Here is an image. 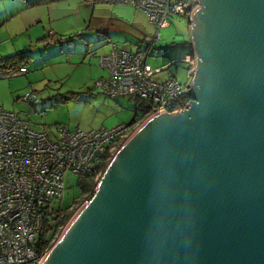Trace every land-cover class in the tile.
I'll return each instance as SVG.
<instances>
[{
	"label": "water",
	"instance_id": "1",
	"mask_svg": "<svg viewBox=\"0 0 264 264\" xmlns=\"http://www.w3.org/2000/svg\"><path fill=\"white\" fill-rule=\"evenodd\" d=\"M195 1L191 99L141 121L40 264H264V0Z\"/></svg>",
	"mask_w": 264,
	"mask_h": 264
},
{
	"label": "built area",
	"instance_id": "2",
	"mask_svg": "<svg viewBox=\"0 0 264 264\" xmlns=\"http://www.w3.org/2000/svg\"><path fill=\"white\" fill-rule=\"evenodd\" d=\"M116 1L146 13L155 27L154 39L160 38V28L169 24L170 16L184 15L189 20L198 6L195 0ZM148 48L149 45L146 50H131L113 43L111 50L98 60L108 74L95 81V86L107 96L122 95L134 100L135 117L138 107L143 112L139 122H135L137 126L155 111L177 112L191 99L190 95L185 97L188 85L182 84L172 69L176 61L165 67L166 76L160 78L156 73L164 68L152 70L146 64ZM182 62L187 63L191 78L197 66L194 51L188 52ZM13 70L10 72L25 73L27 68L20 65L17 71ZM24 98L37 101L35 93ZM136 127L122 123L112 128L82 130L58 124L51 137L46 131L31 127L18 113L0 106V264H40L54 238V234L47 236V230H52L51 225L47 226L49 202L61 197L64 175L75 173L98 179L103 165Z\"/></svg>",
	"mask_w": 264,
	"mask_h": 264
},
{
	"label": "rangeland",
	"instance_id": "3",
	"mask_svg": "<svg viewBox=\"0 0 264 264\" xmlns=\"http://www.w3.org/2000/svg\"><path fill=\"white\" fill-rule=\"evenodd\" d=\"M169 21L168 25L160 28L159 39H154L153 28L150 33L141 37L144 39L141 44L137 43L143 50L149 45L146 64L152 70L164 68L156 75L164 78L165 67L171 61H176V66H172L175 76L182 84L188 85L192 77L188 74L187 63L182 62V59L188 52L193 54L189 21L186 16L176 14L170 16ZM101 41L93 54L85 56L83 63L82 53H70L67 47L59 43H53L48 50L31 54L26 60L21 59L22 62L16 58L0 59V106L18 113L31 127L46 131L51 137L58 124L82 130L112 128L130 122L131 128L136 127L138 123L135 122H139L143 112L138 107V116L135 117L134 100L122 95L107 96L95 86L97 79L108 74L98 64L99 57L108 53L113 44L105 39ZM119 41L132 42L131 49L136 48L134 40ZM67 42L70 46V41ZM21 63L27 68L25 73L10 72L13 69L17 71ZM32 93L37 96L36 103L24 98V95ZM79 178L75 173L64 175L61 197L49 202L47 226L55 224V216L59 212L73 208L74 212L79 207ZM47 232V236L53 235L52 230ZM56 237L57 233L52 243Z\"/></svg>",
	"mask_w": 264,
	"mask_h": 264
},
{
	"label": "crops",
	"instance_id": "4",
	"mask_svg": "<svg viewBox=\"0 0 264 264\" xmlns=\"http://www.w3.org/2000/svg\"><path fill=\"white\" fill-rule=\"evenodd\" d=\"M153 28L143 10L117 1L0 0V56L19 50L34 55L59 43L70 53H82L83 63L85 56L93 54L97 44L102 43L103 31L118 46L131 49L132 42L119 40H134L135 49H140L144 40L141 37ZM49 31L55 36H48ZM56 35H61L63 41H56Z\"/></svg>",
	"mask_w": 264,
	"mask_h": 264
},
{
	"label": "trees",
	"instance_id": "5",
	"mask_svg": "<svg viewBox=\"0 0 264 264\" xmlns=\"http://www.w3.org/2000/svg\"><path fill=\"white\" fill-rule=\"evenodd\" d=\"M107 1H116V0H107ZM102 33H104V36H105L104 39L105 40H107V41L110 40V39H108L109 37H108L107 31H103ZM106 33H107V35H105ZM51 35H54V33L48 32V36H51ZM80 35H81V33L79 32L78 36H80ZM68 38L73 39V36H69ZM55 40L58 42H61V41H63V37L61 35H56ZM31 54H32V52H30L29 50H19V51L12 53V54H9V55L0 56V59L16 58L19 61H21V59L26 60L27 58H29L31 56ZM189 95H190L189 92L185 93V97L189 96ZM104 168L105 167L103 165V170H104ZM96 182H97V179L94 176H90V175L85 176V177H80L78 179L77 184L79 186L81 194L77 200V205H79L85 198L90 197L93 194V190H94V187L96 185ZM73 210H74V208H73ZM73 210H66L63 212H59L57 214L55 224L53 226L51 225L52 226L51 227L52 232H53L54 236L56 235V233H58L60 231L61 226H63L65 224V222L68 220V218L71 216V214L73 213ZM60 213H62V214L60 215Z\"/></svg>",
	"mask_w": 264,
	"mask_h": 264
},
{
	"label": "flooded vegetation",
	"instance_id": "6",
	"mask_svg": "<svg viewBox=\"0 0 264 264\" xmlns=\"http://www.w3.org/2000/svg\"><path fill=\"white\" fill-rule=\"evenodd\" d=\"M130 126V125H129ZM60 214H62V213H60ZM56 217H57V215L55 216V219H56Z\"/></svg>",
	"mask_w": 264,
	"mask_h": 264
}]
</instances>
